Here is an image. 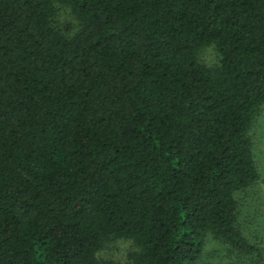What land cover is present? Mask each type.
<instances>
[{
	"label": "trees",
	"instance_id": "1",
	"mask_svg": "<svg viewBox=\"0 0 264 264\" xmlns=\"http://www.w3.org/2000/svg\"><path fill=\"white\" fill-rule=\"evenodd\" d=\"M262 108L264 0H0V264L260 257L238 197Z\"/></svg>",
	"mask_w": 264,
	"mask_h": 264
},
{
	"label": "rangeland",
	"instance_id": "2",
	"mask_svg": "<svg viewBox=\"0 0 264 264\" xmlns=\"http://www.w3.org/2000/svg\"><path fill=\"white\" fill-rule=\"evenodd\" d=\"M58 21L65 29L67 24H74L73 17L66 9L60 8ZM198 61L215 69L219 65V55L215 46L203 48L197 55ZM253 154L259 170L258 181L241 193L239 201V228L246 239L260 250V257L243 255L234 251L225 243H209L199 264H264V108L257 115L250 131ZM138 249L131 240L108 239L103 243L98 254L101 261H113L125 264L129 255Z\"/></svg>",
	"mask_w": 264,
	"mask_h": 264
}]
</instances>
